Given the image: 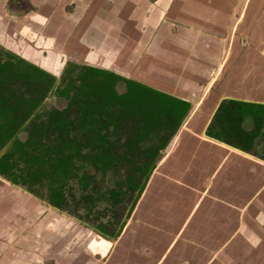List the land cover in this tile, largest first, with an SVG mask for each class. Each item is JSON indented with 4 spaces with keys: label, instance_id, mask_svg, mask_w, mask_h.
I'll use <instances>...</instances> for the list:
<instances>
[{
    "label": "crops",
    "instance_id": "obj_1",
    "mask_svg": "<svg viewBox=\"0 0 264 264\" xmlns=\"http://www.w3.org/2000/svg\"><path fill=\"white\" fill-rule=\"evenodd\" d=\"M9 2L0 28L26 36L17 50L40 26L51 43L76 33L82 57L191 108L116 237L0 177V264H264V0ZM223 105L242 106L226 140L207 133Z\"/></svg>",
    "mask_w": 264,
    "mask_h": 264
},
{
    "label": "trees",
    "instance_id": "obj_2",
    "mask_svg": "<svg viewBox=\"0 0 264 264\" xmlns=\"http://www.w3.org/2000/svg\"><path fill=\"white\" fill-rule=\"evenodd\" d=\"M11 68L10 61L0 60V175L3 179L13 185L27 186L37 196L38 192L32 189V185L49 176L53 185L50 204L59 208L65 201L63 185L68 178L79 177L87 188L91 176L86 168L92 165L95 169L105 171L115 167V160H122L119 156L115 157L113 144L105 132L107 125L103 123L108 120L113 125L124 118L132 119L136 125H133L135 138L129 139L127 147L130 151L138 148L145 159L141 164H131L137 175H127L124 181L116 184L110 196L120 200L123 192L136 191L133 207L157 166L161 151L167 148L189 115L190 103L145 83L124 77L119 79L113 72L90 67L88 73L102 77H96L91 82L83 80L80 85L84 97L79 104L78 131L89 134L81 142L77 139L78 131L76 133L73 128L75 120L65 111L54 109L43 112V96L24 95L15 91L12 85L14 78H29L30 73L43 74V71L35 66L32 70L19 68L10 74ZM117 80L125 83L124 91L116 89ZM63 94L68 95L66 92ZM231 105H242L247 114L251 113L249 104L232 101ZM242 106L228 109V106L223 105L217 113L216 120L221 121L226 135H221V139L226 140L230 135L234 136V131H238L233 118ZM24 130L28 133L25 139L20 136ZM54 130L58 132L57 138L49 133ZM208 133L210 136H219L217 130H209ZM153 138H158L159 143L148 145V140ZM81 169L84 172L79 176L75 171ZM83 196L87 203L93 200L90 195ZM120 231L112 236L116 237Z\"/></svg>",
    "mask_w": 264,
    "mask_h": 264
},
{
    "label": "flooded vegetation",
    "instance_id": "obj_3",
    "mask_svg": "<svg viewBox=\"0 0 264 264\" xmlns=\"http://www.w3.org/2000/svg\"><path fill=\"white\" fill-rule=\"evenodd\" d=\"M11 1L12 0H10V2ZM13 1H15V0H13ZM8 5L10 6V4H8ZM39 29L43 32L44 35L39 34V37H38V39L35 40V43H33L32 45H29V47H28L29 50H25L26 52H24V51H22V49L17 50V48H19L17 45L20 44L21 42L23 43L26 40V36H22L21 39L19 40V39H17V36L12 37L9 35V33H5V31L0 28V60H1V62L10 61L12 63V68L10 70V74H13V72L19 68H20V70H25V69L32 70V69H34L35 66L40 68L43 71V74L42 73H37V74L30 73L28 76L29 78H26V77L25 78H22V77L14 78L12 85H13L16 92L18 90L22 91L28 85H34V86L40 88L41 96L44 97L42 100V104H44L43 103L44 100H47V98L51 97L52 95L57 96L56 98H60V99L62 98V100H64L65 98L66 99L69 98L70 100L71 99H73L74 101L77 100V102L79 101L81 103L82 99L84 97V94L80 91V85H81L82 81L84 80L87 82H91L94 79H97L96 77H102L101 75H98L96 73H88L87 71H88V68H90V67L95 68V69L105 70L108 72H113L117 75V78L124 77V78H128V79H133V80L145 83V84H147L153 88H156V87L152 86L151 84L146 83L141 79H138L136 76L137 75L136 72L134 73L135 75L132 73H126L124 71V68L121 66H119L118 69L111 68V67H107L105 65H99L98 63H94L90 59L86 58V56L82 57V55H81L82 51L79 50L80 47L78 48V45L80 43L81 44L85 43V45H86L87 41L84 39L83 36H82L83 40L78 39L80 36L78 34L75 35L76 34L75 33L74 36H68L65 39L64 36L59 34V36H58L59 39L55 40L51 43L49 38H47V40L45 39L46 38V31L43 28H41V26L39 27ZM86 35H88V34H86ZM86 39L88 40V38H86ZM79 40H80V42H79ZM74 42H77L78 45L74 44ZM49 44H50V46H49ZM52 46L54 48H55V46L61 47L62 49H64V54H63V56L60 57V61L58 63L52 62L53 65H49L46 63V59H48L49 55L52 53V52L49 53L50 49H52ZM35 53H36V55H35ZM77 68L79 69V72L77 74H74V76L70 75L71 72H74V71L76 72V70H78ZM68 75H70L72 77V79H71L72 81H70V79L67 80L66 77ZM117 81L120 82L122 80H117ZM76 82H78V84ZM156 89H158V88H156ZM158 90H160V89H158ZM161 91H163V90H161ZM63 92L68 93V95L66 96L65 94H63ZM164 92H166V91H164ZM167 93H169V92H167ZM27 95H30V94H27ZM74 101L71 100V102H73L72 106H74V104H75ZM80 103H78V104H80ZM72 106L68 104L64 108H60L58 105L57 106L55 105V106H52V110H50L48 112L54 111V109H58L59 111H65L66 114L70 115L69 113L71 112ZM78 110H80L79 105H78ZM217 113L215 115H217ZM213 122H214V124H211L208 127L207 133L209 132V130H213L214 132H215V130H217L219 132V134H218L219 136L218 137L212 136V137H215V138H218L221 140V135H223V133L221 132V127H220L221 121L218 122L216 120V117H215V120ZM157 144H152V146L157 145ZM132 174L137 175L135 173H132ZM89 175H91V174L89 173ZM0 177L3 178L1 175H0ZM125 177H127V175ZM47 180L49 183V186H48L49 189H48V194L45 197H43L42 194H40L39 190L35 189L38 192V195L35 196L33 193H31L29 191L27 186H21V185H17V186L23 187L25 191L33 194L35 197L39 198L44 203L53 207L50 204L51 192H52L51 186H53V185L51 184V180H50L49 176H47ZM32 187H33L32 189L34 190L33 185H32ZM113 189L114 188L110 189L108 191V194H105V195L103 194L102 196H105L106 198H109L110 200L113 199L110 196V192ZM88 195H90V194H88ZM96 195H97V193L95 191L92 192V194L90 196L93 198V200L91 202L99 199L98 196H96ZM67 199H68L67 194H65V201L62 203V205L59 208H55V207H53V208L79 219L83 223L93 227L94 229H96L97 231H99L101 234H103L105 236L114 237L112 235L114 233H117L121 229V227L123 226V224L125 222V220L122 221L119 229L116 232L108 233L107 227H106L104 221L99 223V224H96V226H94V225L88 223L87 221L83 220L84 217L82 216V214L81 215L79 214L78 208H77L76 213L70 211L67 208V201H68ZM132 204H133V202H132ZM131 209H132V205L129 209L127 217L129 215ZM86 214L88 216H92L93 215L92 210L88 211ZM102 228H104V229H102ZM101 230H103L104 232H101Z\"/></svg>",
    "mask_w": 264,
    "mask_h": 264
},
{
    "label": "rangeland",
    "instance_id": "obj_4",
    "mask_svg": "<svg viewBox=\"0 0 264 264\" xmlns=\"http://www.w3.org/2000/svg\"><path fill=\"white\" fill-rule=\"evenodd\" d=\"M78 69V68H77ZM82 71V70H81ZM79 72V69L76 70V72H71L70 75L74 76V74H77ZM68 75L66 78L67 80L70 79L72 81V77ZM78 84V82H76ZM77 86V85H76ZM116 89L119 90V92H122L125 90V83L123 81H120L116 83ZM18 93L27 95L32 94L36 95L38 97L41 96V90L39 87H36L34 85H28L26 88H24L22 91L18 90ZM57 96L52 95L51 97H48L47 100L43 101V106L41 107V110L43 112H48L52 110V106H59L60 108H64L66 105L73 104V99L65 98L62 100V98H56ZM56 103V104H55ZM74 106L71 107V112L69 113L70 116L75 120V124L73 126L75 132L77 133L78 127L80 125V110H78V103L77 100L74 101ZM106 120L103 124H106L107 127L105 128L106 134H108V140L113 144V149L115 151V157L119 156L122 158V160H115L114 165L115 167L113 169L108 170H102V169H95L92 167V165L89 166V168H86L85 170L90 173L91 177L88 180L89 185L87 188H85L82 184V181L79 177L74 178H68L63 185V188L65 190V194H67L68 201H67V208L76 213L77 208L79 209V214L84 217V221H87L88 223L96 226V224H99L104 221L108 233L116 232L122 221L127 219V214L129 212V209L132 205L133 199L135 198L136 191L128 190L120 194V200H114L106 198L105 196H102L103 194H108V191L112 188H116V184L118 182L124 181L125 176L129 173H135L132 169V163L138 162L142 163L145 156L143 155L138 148L135 150L130 151L127 147V143L129 142V139L135 138L134 136V121L121 119L119 120L118 124H111L107 122ZM77 124V125H76ZM109 124V126H108ZM214 124V122L212 123ZM111 125V126H110ZM136 126V125H134ZM77 128V130H76ZM51 133V136L53 138H57L58 132L56 130L49 131ZM28 133L27 131H22L20 133V136L25 139L27 137ZM89 134L86 135L84 132L78 131V140L81 142H84L88 138ZM159 143L158 138H153L152 140H148V145L157 144ZM164 150L161 151V154ZM79 164V163H78ZM76 173L78 172V175L81 176L84 172V170H76ZM5 180V179H4ZM6 182L10 183L6 180ZM11 184V183H10ZM17 186V185H15ZM34 189L39 190L40 194H42L43 197L47 196L48 189H49V183L47 180V177H44L42 179V182H37L34 185ZM20 189H23L21 186H17ZM117 190V189H116ZM96 192L99 199L94 200L93 202L87 203L84 200L83 195L92 194V192ZM31 194V193H30ZM33 195V194H31ZM34 196V195H33ZM35 197V196H34ZM37 198V197H35ZM39 199V198H38ZM40 200V199H39ZM122 200V201H121ZM92 210V216H88L86 213L88 211Z\"/></svg>",
    "mask_w": 264,
    "mask_h": 264
},
{
    "label": "water",
    "instance_id": "obj_5",
    "mask_svg": "<svg viewBox=\"0 0 264 264\" xmlns=\"http://www.w3.org/2000/svg\"><path fill=\"white\" fill-rule=\"evenodd\" d=\"M184 121H185V120H184ZM179 130H180V128H179ZM179 130H178V132H179ZM178 132H177L176 135L173 137V139L171 140V142L169 143V145L167 146V148H166V149L163 151V153L161 154L160 160H159L157 166L155 167V169H157V167H158V165L160 164L161 160L164 158V156L166 155V153H168L169 150L171 149L172 145L174 144V143H173V142H174V139H175V137L177 136ZM155 169H154V170H155ZM154 170H153V171H154ZM152 173H153V172H152Z\"/></svg>",
    "mask_w": 264,
    "mask_h": 264
}]
</instances>
